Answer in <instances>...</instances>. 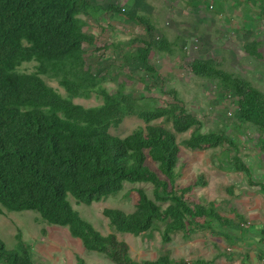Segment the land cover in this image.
Returning a JSON list of instances; mask_svg holds the SVG:
<instances>
[{
    "label": "trees",
    "instance_id": "1",
    "mask_svg": "<svg viewBox=\"0 0 264 264\" xmlns=\"http://www.w3.org/2000/svg\"><path fill=\"white\" fill-rule=\"evenodd\" d=\"M192 2L197 8L201 5V0ZM143 10L148 6L142 0L130 5L123 0H0V215L35 212L42 224L66 230L85 251L98 253L111 264H214L215 260L173 259L170 254L136 261L127 242L100 233L72 203L91 207L117 197L127 184H148L153 197L144 189L134 190L138 200L132 213L103 211L116 233L146 238L159 232L163 243L169 244L173 234L190 239L209 230L232 243L244 241L248 235L241 227L248 222L244 216L232 209L235 219H230L211 203L193 201L194 189L207 185L204 176L179 187L181 147L191 153L221 148L228 155L221 168L243 174L251 187L264 192V182L254 179L248 157L241 156L226 126L204 132L203 120L187 112L178 92L168 89L152 56L172 55L174 45L140 14ZM117 16L140 27L142 34L130 40L128 51L119 52L116 45L114 52L120 56L105 59L104 53L113 51L114 45L98 47L94 29L85 19L97 23L102 17ZM96 28L103 34L113 27ZM178 42L188 55L189 40ZM200 42H191L199 56L187 57L190 76L218 84V95L231 108L222 119L225 125L255 128L264 137V92L225 71L217 58H203ZM260 46L259 41H247L243 51L262 60ZM88 51L98 54L96 59ZM32 63V72L22 70ZM123 76L137 81L142 90L125 92L119 82ZM109 83L119 88L111 92ZM164 96L171 102L159 106ZM94 97L100 105L86 108L75 103ZM128 118L145 125L124 138L113 135L111 131L119 130ZM187 133L190 136L179 143L177 136ZM259 145L264 152V138ZM234 191L229 190L233 197ZM258 232L254 238L264 244V227ZM42 233L46 235L45 230ZM16 241L17 250L9 251L0 240V264H35L19 229ZM262 257L264 252L260 261ZM78 264L85 262L79 258Z\"/></svg>",
    "mask_w": 264,
    "mask_h": 264
},
{
    "label": "rangeland",
    "instance_id": "2",
    "mask_svg": "<svg viewBox=\"0 0 264 264\" xmlns=\"http://www.w3.org/2000/svg\"><path fill=\"white\" fill-rule=\"evenodd\" d=\"M127 1L130 5L134 0H123V3ZM142 3L148 6V10L140 11V14L149 17L163 36L174 45L172 55L153 54L152 56L158 73L167 79L168 89L178 92V98L184 103L187 112L203 120L204 132L216 131L220 127L224 129L226 126L227 133L239 145L241 156L248 157L246 161L254 171V179L264 182V152L260 150L259 145L264 138L261 132L255 128L246 130L240 125L239 127L232 124L225 125L222 119L231 108H228V103L223 102L218 95V84L191 77L185 65L187 57L199 56L195 50L190 49L193 41L190 38H197L204 43L203 58H217L222 62L225 71L248 80L254 87L264 92V0H201L198 8L192 0H142ZM207 4H213L215 11H209ZM118 18L125 19L123 16L102 17L97 21L105 27L109 25L113 27L103 34L96 28L98 25L96 22L85 19L89 23L88 27L94 29L98 38V47L105 44L110 47L111 44L114 45L111 47L113 51L104 53L105 59L120 56L114 52V50L118 51L116 45L120 47L119 52L122 48L128 51L130 40L142 34L140 27ZM249 34L251 37H247ZM180 38L189 40L188 50L185 49L188 55L181 50L178 42ZM252 40L261 43L262 60L249 57L243 51V45ZM92 53L88 51V56L91 57ZM96 56L98 54H93L92 58ZM22 70L32 72L34 64H24ZM120 80L119 82L125 86V92L142 90L137 81L129 82L124 76ZM51 85L63 92L58 84L51 83ZM107 86L111 92L119 88L116 83H109ZM168 102H171V99L164 96L158 104L166 106ZM75 103L88 108L100 105L101 101L94 97L89 101L76 100ZM225 107L228 108L227 112ZM144 125L136 118H128L119 130L111 133L124 138ZM243 132L245 135H241ZM189 136L190 133L178 135L177 140L181 143ZM180 157L179 187L193 184L198 176H204L207 185L194 189L193 201L211 203L214 207L221 208L222 216L230 219H235V213L232 211L235 209L237 214L244 216L251 223L252 226L245 234H248L252 242V238L257 235L255 231L264 227V192L251 187L243 174L234 172L229 167L221 168V163L226 164L228 161V155H223L221 148L191 153L181 147ZM148 165L157 170V166L150 160ZM137 189H144L151 198L153 197V188L150 185L127 184L125 191L117 197L99 204L95 203L91 207L76 206L74 202L72 203L81 217L100 233L115 234L127 242L131 257L136 261H155L160 256L170 254L173 259H185L189 262L203 259L215 260L214 264L264 263L257 259L254 248L250 249L242 245L247 244V237L242 243L236 244L208 230L195 234L190 239L180 233L173 234L172 242L164 244L162 234L159 232L146 238L116 233L103 216V211L119 209L132 213L138 200V194L134 191ZM231 189H235L234 197L229 193ZM38 219L39 215L35 212L10 214L5 212L4 215H0V240L7 250H17L16 235L19 229L24 242L32 249L35 264H78L79 258L83 259L85 264H111L104 256L85 251L81 242L69 237L66 230L46 226ZM43 230L46 231V235H43Z\"/></svg>",
    "mask_w": 264,
    "mask_h": 264
},
{
    "label": "crops",
    "instance_id": "3",
    "mask_svg": "<svg viewBox=\"0 0 264 264\" xmlns=\"http://www.w3.org/2000/svg\"><path fill=\"white\" fill-rule=\"evenodd\" d=\"M256 232V234L258 235V230H256L255 231ZM247 239H248V242H247V244L246 243H244V244H242L243 246H246V247H248V248H254L255 249V251H256V257H257V259L259 260V257H260V254L262 253V252H264V244H259L257 241V239H255V238H252V242H250V239L251 238H249L248 236H247ZM246 240V239H245ZM244 240V241H245ZM240 243H242L241 241H239V242H237L236 244H240ZM254 246V247H253ZM257 249V250H256ZM263 259H264V257H262ZM262 264H264V263H262Z\"/></svg>",
    "mask_w": 264,
    "mask_h": 264
},
{
    "label": "clouds",
    "instance_id": "4",
    "mask_svg": "<svg viewBox=\"0 0 264 264\" xmlns=\"http://www.w3.org/2000/svg\"><path fill=\"white\" fill-rule=\"evenodd\" d=\"M210 7H211V6H210ZM210 7H209V11H211V10H210ZM212 7L215 8L214 5H213ZM197 41H198L197 39H193V42H194V43H197ZM194 48H196V47H195V46H193V48L190 47L191 50H193ZM195 51H196V49H195ZM251 226H252V225H251V223H250L249 221H248L247 223H244V224L242 223V224H241V227H242L243 229H245L246 231H247ZM229 259H230V258H229Z\"/></svg>",
    "mask_w": 264,
    "mask_h": 264
},
{
    "label": "built area",
    "instance_id": "5",
    "mask_svg": "<svg viewBox=\"0 0 264 264\" xmlns=\"http://www.w3.org/2000/svg\"><path fill=\"white\" fill-rule=\"evenodd\" d=\"M212 9H213V7L211 6V7H210V10H212Z\"/></svg>",
    "mask_w": 264,
    "mask_h": 264
}]
</instances>
